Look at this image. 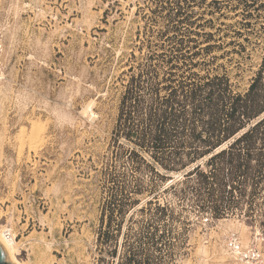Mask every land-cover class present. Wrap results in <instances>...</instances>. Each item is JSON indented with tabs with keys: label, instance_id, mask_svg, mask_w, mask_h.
Wrapping results in <instances>:
<instances>
[{
	"label": "rangeland",
	"instance_id": "1",
	"mask_svg": "<svg viewBox=\"0 0 264 264\" xmlns=\"http://www.w3.org/2000/svg\"><path fill=\"white\" fill-rule=\"evenodd\" d=\"M159 2L0 0V212L22 264H96L120 76L141 42L178 25L186 39L226 44L247 25L237 0H181L190 22L168 21ZM253 18L264 25V9ZM186 222L178 264H264L258 227L238 217Z\"/></svg>",
	"mask_w": 264,
	"mask_h": 264
},
{
	"label": "trees",
	"instance_id": "2",
	"mask_svg": "<svg viewBox=\"0 0 264 264\" xmlns=\"http://www.w3.org/2000/svg\"><path fill=\"white\" fill-rule=\"evenodd\" d=\"M237 1L247 25L235 41L197 43L172 25L129 55L96 264H178L193 216L238 217L264 236V25H249L264 3ZM158 8L170 22L193 18L181 0H160Z\"/></svg>",
	"mask_w": 264,
	"mask_h": 264
},
{
	"label": "bare ground",
	"instance_id": "3",
	"mask_svg": "<svg viewBox=\"0 0 264 264\" xmlns=\"http://www.w3.org/2000/svg\"><path fill=\"white\" fill-rule=\"evenodd\" d=\"M7 223L3 217V215L0 212V242L5 247L7 254L9 258L15 263V264H22V262L19 259V256L17 254V243L12 237V239H8L5 237V232L8 231Z\"/></svg>",
	"mask_w": 264,
	"mask_h": 264
},
{
	"label": "built area",
	"instance_id": "4",
	"mask_svg": "<svg viewBox=\"0 0 264 264\" xmlns=\"http://www.w3.org/2000/svg\"><path fill=\"white\" fill-rule=\"evenodd\" d=\"M3 31L0 30V81L3 79V68H4V42H3ZM12 231L8 230L5 232V237L12 239ZM234 249L239 252L240 246L234 244Z\"/></svg>",
	"mask_w": 264,
	"mask_h": 264
},
{
	"label": "water",
	"instance_id": "5",
	"mask_svg": "<svg viewBox=\"0 0 264 264\" xmlns=\"http://www.w3.org/2000/svg\"><path fill=\"white\" fill-rule=\"evenodd\" d=\"M234 139H232L231 141L227 142L226 144H224L222 147H220L218 150H216V152H218L219 150L225 148L228 144H230ZM197 166V165H194L192 167V169ZM189 172V171H187ZM186 172V173H187ZM184 173V174H186ZM0 264H14L12 262V260L9 258L8 254H7V251L5 249V247L2 245V243L0 242Z\"/></svg>",
	"mask_w": 264,
	"mask_h": 264
}]
</instances>
